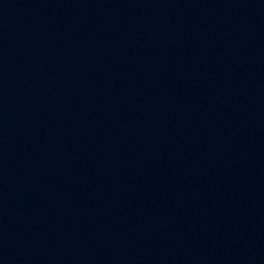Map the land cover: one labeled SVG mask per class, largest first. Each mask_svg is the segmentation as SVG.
Here are the masks:
<instances>
[{"label":"water","instance_id":"obj_1","mask_svg":"<svg viewBox=\"0 0 264 264\" xmlns=\"http://www.w3.org/2000/svg\"><path fill=\"white\" fill-rule=\"evenodd\" d=\"M0 264H264V0H0Z\"/></svg>","mask_w":264,"mask_h":264}]
</instances>
